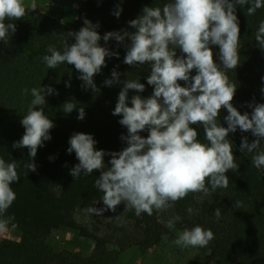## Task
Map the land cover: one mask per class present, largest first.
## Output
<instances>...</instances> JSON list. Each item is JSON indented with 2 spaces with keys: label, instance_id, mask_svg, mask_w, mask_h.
I'll return each mask as SVG.
<instances>
[{
  "label": "clouds",
  "instance_id": "clouds-1",
  "mask_svg": "<svg viewBox=\"0 0 264 264\" xmlns=\"http://www.w3.org/2000/svg\"><path fill=\"white\" fill-rule=\"evenodd\" d=\"M237 5L242 8L248 5L246 15L252 16L264 8V0H168L162 6H145L139 16L130 20L128 23L134 32L125 29L101 36L97 31L99 24L85 18L78 31L62 35V49L54 45L47 47L42 60L48 69L61 64L73 65L83 82L82 88L93 92H99L94 77L106 66V57L119 56L118 52L102 46L101 39L105 44L109 40L123 44L127 39L123 62L131 66L147 62L151 67L147 83L154 86L153 93L147 98L132 95L131 106L129 90L143 92V83L137 78L121 81V74L115 68L111 78L103 82L106 86L123 84L112 115L120 116L119 124L127 129V134L121 135L126 147L111 152L98 150L93 135L84 132H74L69 138L67 152H74L79 161L70 169L74 179L81 174L100 172L94 186L103 194L100 201L104 207H90L89 214L116 212L123 202L124 211L151 216L154 210L167 211L190 193L202 194L198 201L202 202L217 189L227 188L226 173H235L239 167L229 139V134L237 129L255 137L249 142L243 136L239 151L252 153V164L264 170V103H250L251 113H241L232 103L237 85L227 75V70H235L241 63ZM34 9L36 6L29 8L25 0H0V41L7 44L17 30L15 21L24 19ZM121 11L118 5L114 14L119 17ZM69 37L75 42L69 44ZM255 41L264 51V20L259 23ZM212 45L219 48V64L214 60ZM177 48L181 50L180 56L176 54ZM194 69L196 74L191 75ZM66 86H71L70 80ZM261 91L264 93V88ZM22 94H30L32 99L20 120L25 131L12 147L28 149L30 161L24 167L36 172L37 151L51 139L50 130L55 127L44 111L46 96L58 95V92L51 86L40 85L30 90L25 88ZM76 108L74 99L62 105L65 114ZM222 108L227 110L226 127L219 120ZM84 118L85 109L80 106L77 119ZM191 125L203 127V142ZM145 129L149 133L146 137L140 134ZM106 155L111 157L110 167L105 164ZM19 167L17 160L6 161L0 157V217L16 199L11 185L20 180ZM242 206L239 200L234 204L236 208ZM187 212L191 215L193 209L189 207ZM214 216L220 219L219 207L214 210ZM115 218L120 220V215ZM12 219H0V228ZM180 221L181 216L173 215L166 227L173 229ZM162 239L167 240V234ZM213 239L211 229L196 225L184 228L173 243L181 248H205Z\"/></svg>",
  "mask_w": 264,
  "mask_h": 264
},
{
  "label": "trees",
  "instance_id": "trees-1",
  "mask_svg": "<svg viewBox=\"0 0 264 264\" xmlns=\"http://www.w3.org/2000/svg\"><path fill=\"white\" fill-rule=\"evenodd\" d=\"M66 2L48 0L54 11L64 9ZM166 2L168 0H123L122 3L121 0H85L82 10L68 26L47 13L30 10L24 19L15 21L17 30L8 43L0 41V157L6 161L17 160L20 164L17 170L20 180L11 185L16 199L0 219L13 217L12 220L21 225L17 243L0 244V264H115L121 251L129 248L144 251L163 242H172L178 232L196 225L214 233V239L208 246L201 248L206 254L197 264H264V170H258L252 164V153L239 151L243 136H247L249 142L255 139L250 132L239 129L229 134L239 165L237 172L226 173L229 176L228 187L217 189L202 202H198L202 194L190 193L167 211L154 210L151 216L146 213L137 216L134 210L124 211L126 205L122 202L116 212L109 210L100 216L93 215L91 226L76 219L78 209L102 208L104 205L100 201L103 194L94 186L99 170L88 176L81 174L76 179L70 174V169L79 161L74 152H67L69 138L74 132H84L93 135L98 150L111 152L126 147L121 135H126L127 129L119 124L120 116L112 115L123 84L106 86L103 82L111 78L115 68L121 74V81L137 78L143 83V92L129 90L131 106L132 95L147 98L153 93L154 86L147 83L151 67L147 62L137 66L123 62L127 39L123 44L115 40L105 44L101 39L102 46L118 52L119 56L106 57V66L94 77L99 92H93L82 88L83 82L73 65L61 64L48 69L42 56L47 54L49 45L62 49V35L78 31L85 18L99 24L97 31L101 36L109 31L125 29L134 32L128 23L130 20L139 16L145 6H162ZM118 5L122 8L119 17L114 14ZM247 7L237 5L236 8L241 63L235 70H227L229 79L237 85L232 103L241 113H251L250 103H264L261 91L264 88V51L255 41L259 23L264 20V8L247 16ZM74 42V38H68L69 44ZM211 47L214 60L221 63L218 46ZM176 54H182L179 48ZM195 74L194 69L191 75ZM69 80L70 87L66 86ZM179 83L185 85L184 81ZM40 85L51 86L58 95L46 96L44 111L55 127L50 130L51 139L38 149L35 157L37 171L32 172L24 167L30 161L28 149L13 148L12 145L25 131L20 120L27 113L32 99L30 94L23 95L22 90ZM73 99L77 108L65 114L62 105ZM80 106L85 109L83 120L77 119ZM226 115L227 110L222 108L219 120L225 127ZM191 127L196 128L197 138L203 142V127ZM140 134L146 137L149 133L145 129ZM110 158L108 155L104 157L109 167ZM237 200L242 202L241 208L234 207ZM189 207L193 209L191 215L187 212ZM217 207L221 209L219 220L214 216ZM117 215H120V220L115 218ZM173 215L181 216V221L173 229H168L166 223ZM57 231L72 232L92 241V253L84 257L52 249L48 239ZM165 234L167 240L162 239Z\"/></svg>",
  "mask_w": 264,
  "mask_h": 264
},
{
  "label": "rangeland",
  "instance_id": "rangeland-1",
  "mask_svg": "<svg viewBox=\"0 0 264 264\" xmlns=\"http://www.w3.org/2000/svg\"><path fill=\"white\" fill-rule=\"evenodd\" d=\"M85 0H67L64 9L54 11L50 8L48 0H25L27 6L35 5V11L47 13L63 21L68 26L76 18L84 6ZM76 219L85 225H93V215L87 209H78ZM21 225L17 220H11L0 228V244L11 242L17 243L20 238ZM179 234V232H178ZM177 234V236H178ZM52 249L69 252L79 256H88L93 251V242L85 240L68 231L54 232L48 239ZM206 252L199 247L181 248L172 242H163L152 246L144 251L129 248L119 253L115 264H197L201 262Z\"/></svg>",
  "mask_w": 264,
  "mask_h": 264
}]
</instances>
